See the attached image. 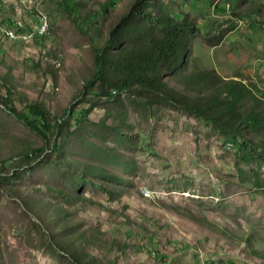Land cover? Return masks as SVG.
<instances>
[{"label":"rangeland","instance_id":"374dc122","mask_svg":"<svg viewBox=\"0 0 264 264\" xmlns=\"http://www.w3.org/2000/svg\"><path fill=\"white\" fill-rule=\"evenodd\" d=\"M133 1L113 0L97 15L108 0H84L72 16L61 0H0V95L11 88L16 111L40 101L78 125L63 129L55 153L53 134L44 139L0 103V166L11 172L26 152L44 150L40 161L5 173L11 180L0 189V264H264V122L242 126L253 146L243 156L239 141L202 117L165 105L138 110L129 92L115 102L104 101L98 85L84 89L96 48ZM156 5L149 10L187 16L197 26L182 72L214 70L242 81L251 93L241 115L264 120V0ZM38 13L49 17L46 35H5L12 20L28 27ZM177 82L170 79L185 91ZM63 224L80 237L77 259L60 247Z\"/></svg>","mask_w":264,"mask_h":264},{"label":"trees","instance_id":"16d2710c","mask_svg":"<svg viewBox=\"0 0 264 264\" xmlns=\"http://www.w3.org/2000/svg\"><path fill=\"white\" fill-rule=\"evenodd\" d=\"M83 1L61 0V5L74 16L76 9L74 5ZM157 1L134 0L128 11L110 26L108 38L96 48V68L85 82L84 89L90 90L91 87L98 85L100 94H97L104 101L113 98L115 102L119 100L118 96L121 93L129 92L135 95L132 104L138 110L146 111L154 106L165 105L202 117L224 132L233 142L239 141V150L243 156L252 155V143L243 138L242 126L260 125L264 120L253 113L242 116L239 111V105L251 91L242 81L224 80L214 70L196 69L188 74L183 73L190 54L191 35L197 26L187 16L182 17L174 13L155 14L149 8L157 6ZM113 6V0H108L97 15L111 10ZM170 79L181 82L185 91L173 86ZM188 91L201 92L204 95L192 96ZM13 96L11 88H6L5 96L0 95V103L5 105L11 115L44 139L49 138L47 135L53 134L51 145L53 152H59L56 138L63 134L66 126L78 129L74 120L53 116L40 101H32L22 110L16 111L12 106ZM42 152L39 150L26 152L12 164L11 172L0 166V189H8L11 178L6 176V172L14 175L13 170L16 166H26L31 160L40 161L44 155ZM79 177L83 181H90L84 175ZM98 186L105 189L101 182ZM40 203L45 207V203L42 201ZM56 211L60 212L57 209ZM61 213L62 217L66 218L63 209ZM43 215L44 221L53 224L52 217L47 218L46 212ZM62 227L67 236L61 238L60 247L74 259L79 258L80 248L75 246L79 235L73 238L65 224Z\"/></svg>","mask_w":264,"mask_h":264},{"label":"bare ground","instance_id":"6f19581e","mask_svg":"<svg viewBox=\"0 0 264 264\" xmlns=\"http://www.w3.org/2000/svg\"><path fill=\"white\" fill-rule=\"evenodd\" d=\"M36 19L39 22H42L44 25V28L46 30L45 33H41V27L40 26H34V24H30L27 25L24 24L22 21L19 20H12L13 25H11V27L7 30H5V35L8 38H12V39H17L19 38L20 32H23L24 36L26 35L29 38H33V37H43L44 35H46L49 31V25H51L49 23V17L47 14L45 13H38L36 16ZM17 24V26H16ZM17 33V35H16ZM35 34V36H33ZM142 194L144 197L149 198L152 196V192L150 191V189L146 188L142 191Z\"/></svg>","mask_w":264,"mask_h":264},{"label":"built area","instance_id":"2783aa9c","mask_svg":"<svg viewBox=\"0 0 264 264\" xmlns=\"http://www.w3.org/2000/svg\"><path fill=\"white\" fill-rule=\"evenodd\" d=\"M35 20V24H34V26H40L41 27V33H45L46 32V30H45V28H44V25H43V23L42 22H39L36 18L34 19ZM16 26H17V24H16Z\"/></svg>","mask_w":264,"mask_h":264}]
</instances>
